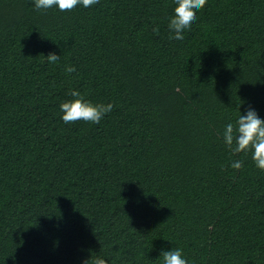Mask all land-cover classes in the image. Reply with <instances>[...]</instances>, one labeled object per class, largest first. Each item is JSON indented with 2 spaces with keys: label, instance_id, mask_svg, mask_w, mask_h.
<instances>
[{
  "label": "trees",
  "instance_id": "obj_1",
  "mask_svg": "<svg viewBox=\"0 0 264 264\" xmlns=\"http://www.w3.org/2000/svg\"><path fill=\"white\" fill-rule=\"evenodd\" d=\"M175 7L0 0V264H264V170L223 139L264 119V0H207L183 40ZM71 91L113 109L65 123Z\"/></svg>",
  "mask_w": 264,
  "mask_h": 264
},
{
  "label": "clouds",
  "instance_id": "obj_2",
  "mask_svg": "<svg viewBox=\"0 0 264 264\" xmlns=\"http://www.w3.org/2000/svg\"><path fill=\"white\" fill-rule=\"evenodd\" d=\"M206 2L207 0H174L176 5L174 15L169 18L168 23L169 39L183 40V33L190 29L197 20V12L204 8ZM97 3L99 0H34L36 9L56 7L62 12L71 11L78 5L89 8ZM153 31L158 33L159 29L155 28ZM45 57L51 64L58 62L60 58L54 52ZM75 70V67L71 65L65 67V71L69 74ZM70 94L74 99L60 104L61 118L65 123L82 120L99 124L104 116L113 109L111 103L93 104L86 100L79 91H71ZM223 139L233 154L251 151L256 167L264 170V119L259 118L255 110L249 109L246 115L240 114L235 125L228 123L223 132ZM230 167L239 170L243 167V161H233ZM160 257L163 258V264H188L179 248L162 251ZM85 264H89V261H85ZM91 264H108V261L97 256L91 261Z\"/></svg>",
  "mask_w": 264,
  "mask_h": 264
}]
</instances>
